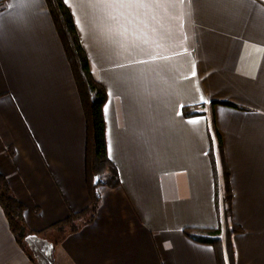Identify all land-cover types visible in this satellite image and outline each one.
I'll return each mask as SVG.
<instances>
[{"label":"crops","instance_id":"crops-1","mask_svg":"<svg viewBox=\"0 0 264 264\" xmlns=\"http://www.w3.org/2000/svg\"><path fill=\"white\" fill-rule=\"evenodd\" d=\"M63 2L107 96L118 184L52 230L90 207L85 118L45 0H0V173L28 232L56 264H217L184 231L234 225L235 264H264V0ZM0 264H36L1 208Z\"/></svg>","mask_w":264,"mask_h":264},{"label":"trees","instance_id":"trees-1","mask_svg":"<svg viewBox=\"0 0 264 264\" xmlns=\"http://www.w3.org/2000/svg\"><path fill=\"white\" fill-rule=\"evenodd\" d=\"M50 16L54 23L57 35L62 44L66 60L70 66L76 90L80 99L82 111L86 125V145H85V174L90 207L76 215H72L66 220L54 225L55 230L63 235L66 229L70 232L76 230L73 222L79 220L85 214L94 215L100 202V188H113L118 184L115 168L110 163L106 153L105 127L103 118V107L106 102L104 89L93 79L88 58L81 47L78 34L76 32L72 16L65 6L63 0H45ZM231 106L229 104H224ZM236 108V107H235ZM186 115L189 114L186 110ZM217 147L219 150V171L222 176L225 191V219L229 215L230 189L229 171L221 157V142L217 134ZM216 164L213 162V165ZM215 172V166L213 167ZM0 208L8 222L10 232L16 242L25 249L30 258L32 255L26 250L25 237L33 234L28 232L24 222L25 207L11 193L8 181L0 173ZM227 210V211H226ZM236 226H228L226 229L225 242L221 240V229H187L185 236L191 241L207 245L213 248L217 264H235L232 252L231 236L239 233ZM36 235V234H35ZM38 236V235H37ZM224 242V243H223ZM33 259V258H32ZM34 261V260H33Z\"/></svg>","mask_w":264,"mask_h":264},{"label":"water","instance_id":"water-1","mask_svg":"<svg viewBox=\"0 0 264 264\" xmlns=\"http://www.w3.org/2000/svg\"><path fill=\"white\" fill-rule=\"evenodd\" d=\"M25 243L36 264H56L54 258V245L35 234L25 237Z\"/></svg>","mask_w":264,"mask_h":264},{"label":"rangeland","instance_id":"rangeland-1","mask_svg":"<svg viewBox=\"0 0 264 264\" xmlns=\"http://www.w3.org/2000/svg\"><path fill=\"white\" fill-rule=\"evenodd\" d=\"M212 129H213V131H214V134L216 135V130H215V128H214V123L212 122ZM224 210H225V208H224ZM227 211V210H226ZM223 215H224V222H225V214H224V211H223ZM226 236H227V234H226V228L225 229H223L222 230V232H221V240L222 241H224L225 242V239H226ZM43 238V237H42ZM45 239V238H44ZM25 242V241H24ZM223 242V243H224ZM25 245V247H26V250L30 253V251L28 250V248H27V245H26V243L24 244ZM31 254V253H30Z\"/></svg>","mask_w":264,"mask_h":264}]
</instances>
